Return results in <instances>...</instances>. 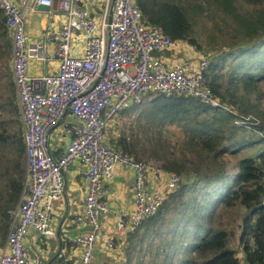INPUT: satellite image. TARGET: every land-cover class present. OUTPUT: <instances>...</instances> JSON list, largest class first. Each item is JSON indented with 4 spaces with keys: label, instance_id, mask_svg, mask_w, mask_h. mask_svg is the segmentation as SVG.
<instances>
[{
    "label": "built area",
    "instance_id": "2783aa9c",
    "mask_svg": "<svg viewBox=\"0 0 264 264\" xmlns=\"http://www.w3.org/2000/svg\"><path fill=\"white\" fill-rule=\"evenodd\" d=\"M57 10L65 17L58 32H46L41 41L30 43L27 13L46 11L50 20ZM0 11L11 38L9 62L26 164L18 202L8 211L0 264H45L31 254L27 235L30 229L55 235L51 211L64 200L65 174L75 162L85 190L82 210L73 218L81 231L72 241L80 249L79 264H96L94 252L103 216L111 213L110 183L118 164L131 171L132 207L115 213L113 232L104 238L111 253L120 247L116 239L125 240L153 216L182 182L178 172L135 160L108 144L107 125L120 110L154 96L191 97L205 106L223 107L204 75L211 58L144 21L135 0H105L99 24L83 0H0ZM51 40L57 42L54 71L48 70L51 56L44 54ZM33 58L41 65L39 75L30 73ZM55 127L65 141L57 155L50 144Z\"/></svg>",
    "mask_w": 264,
    "mask_h": 264
},
{
    "label": "trees",
    "instance_id": "16d2710c",
    "mask_svg": "<svg viewBox=\"0 0 264 264\" xmlns=\"http://www.w3.org/2000/svg\"><path fill=\"white\" fill-rule=\"evenodd\" d=\"M135 1L144 21L161 27L175 40L195 45L211 58L204 75L214 96L223 104L212 108L195 98L161 95L118 113L128 114L132 121L136 120L132 116L138 113L136 116L144 115L152 124L169 126L167 130L174 136L171 153L181 155V162L166 158V170L181 173L189 154L198 156L201 163L209 159L219 165L215 172L181 182L168 194L165 203L176 202L179 216L161 236L150 264H264V151L235 161L225 157H233L256 142L264 144V0ZM206 22L227 38L213 52L201 43L205 36L195 35V29L206 26ZM0 37L7 38L6 44L0 42V59L5 61L9 57L5 74L12 81L11 38L1 11ZM246 134L250 136L246 138ZM125 138L127 134L122 132L117 143L128 152L131 148ZM22 142L18 146L24 151ZM24 175L21 170L18 177L10 175L7 179L5 201L0 204L5 218L16 205ZM165 203L142 222L146 224L142 237L135 239L142 224L127 234L125 252L130 260L134 258L137 242L144 246V235L152 238L160 235L161 209ZM239 209L244 210L237 236L241 259L230 246L233 233L228 228L230 222H236Z\"/></svg>",
    "mask_w": 264,
    "mask_h": 264
},
{
    "label": "rangeland",
    "instance_id": "374dc122",
    "mask_svg": "<svg viewBox=\"0 0 264 264\" xmlns=\"http://www.w3.org/2000/svg\"><path fill=\"white\" fill-rule=\"evenodd\" d=\"M84 1V7H90L93 9L94 14L93 18L97 22V24L100 23V17L102 14V7L105 4V0H83ZM220 12H218L219 14ZM60 16V20L63 21L65 19L63 14L58 15ZM33 19H38L46 23L48 20V16L46 11H39L36 14L27 13V24L26 29L29 26L30 22ZM56 19V14L51 15L50 20L51 23H54ZM207 23V22H206ZM56 25L59 27V23H56ZM52 30V28H50ZM197 34L200 37H206L203 43L204 45L209 48L212 52L214 51V47L218 44H224V42L227 41V38H223L222 34L218 29H215L211 23H207L206 26H198L196 29ZM200 37H197L198 39ZM207 41V43H206ZM0 42L6 44L7 38L6 37H0ZM8 51V49H7ZM6 51V52H7ZM9 53V52H8ZM7 53V54H8ZM5 61L3 59H0V70L2 72L0 73V204H2L5 201L6 196V183L7 179L10 175L13 177H18L20 175V171L22 170L23 173H25V151L21 150L18 146V143L20 140H22V128L20 125V121L18 120V112L15 110L14 105V89L12 85V81L10 79V76L5 74V71L8 70V60L9 57H5ZM37 75V74H33ZM4 77V78H3ZM3 78V79H2ZM262 94H263V100H264V84H262ZM158 96H154L153 99L157 98ZM152 99V100H153ZM144 101H151L145 99ZM147 103V102H144ZM143 103V104H144ZM230 107V106H229ZM230 109L234 110L230 107ZM138 113L133 115L132 118L136 117L135 121L128 119V114L125 116L117 115V117L114 119L113 122H110L105 131V139L108 142V144L114 146L115 148H121L119 144L117 143V139H119L122 132H125L127 134L126 142L128 143V146L131 148L128 150V154L131 155L135 160H144L153 162L157 165H160L163 167V169L166 170L165 165L166 158L174 159L177 162H181L180 156L181 155H175L171 153L172 147L170 146L171 142L174 139L173 133L169 132L167 129H170L169 126H163L160 127L159 125H155L150 123L149 120H147L148 117L141 115L136 116ZM251 120H254L253 118H250ZM257 120V119H255ZM236 122V121H235ZM238 122V121H237ZM171 127V126H170ZM131 129V130H130ZM247 130H251L250 128H247ZM253 131V130H251ZM61 130L60 127H55L52 131L51 137H50V144L52 146V142L58 141L59 138H61ZM249 134H246L245 137H249ZM23 143V142H22ZM122 149V148H121ZM193 150V148H191ZM194 150H196L194 148ZM264 151V144L262 143H255L250 148H244L237 152V154L233 157L226 155L225 157L230 159L231 161H235L244 157V156H255L256 153H260ZM54 152V151H53ZM189 160L186 161L185 165L181 169V176H182V182H189L192 180H196L197 178H202L206 176L207 174H211L215 172L218 168L217 162H211L209 159L205 160V163H201L200 158L196 155L189 154ZM175 171V170H174ZM116 174L119 175V177L116 176ZM115 178L111 181V185L115 186L121 191V196H119L120 199H122L125 203H128V195L125 193L122 194V190L127 187L128 189V183L131 185V171L130 169L122 164H118L116 166L115 171ZM23 177V174H22ZM77 189L79 192L82 190H85V184H76ZM71 180L69 176H66V186L67 190L66 193L68 194V197H71ZM21 192V191H20ZM20 195V194H19ZM18 199L16 200V204L18 202ZM132 201V198L130 199ZM70 202L72 200H69ZM167 204L165 207H163L161 218H163L159 222V233L160 235L152 238L151 235H144L145 244L142 246V243L140 244L137 242V250L133 253L134 258L131 260L127 257V253L125 252V247L127 243L125 244L123 250H122V258L120 260H113L111 264H150L151 263V255L155 252V249L157 245L161 242V236L164 234V232L168 231L173 223L176 221L177 217L179 216V207L178 204L175 202H166ZM66 207L65 205V198L64 201L59 203H54V207L51 211V228L55 229V222L57 221L58 217H60L61 213H63L62 209ZM9 211V210H8ZM244 212L243 209H239V215L237 217L236 222H230V226L228 227L230 231L233 233L231 237V244L230 246L237 251V257L241 259L242 255L239 253L240 246L238 244V235L240 232L239 225L241 222L240 216ZM8 214V212H7ZM8 222L9 217L5 218L1 214L0 211V243H2L5 239L7 230H8ZM73 222V220H72ZM69 226L66 228V231L69 234L75 235L74 228L76 226L71 225L69 220ZM146 227V224H142L138 231L135 234V239L138 240L139 237L143 236V229ZM77 228V227H76ZM78 230V228H77ZM105 237L104 231H101V239L97 241V248L100 251V258H103L104 254L106 253L104 250V242L103 239ZM55 238L54 236H42L38 232H36L33 229H30L27 235V239L29 241L36 239H40L41 241H44V243L49 244L51 241ZM41 243V242H40ZM39 246V245H38ZM48 247V245H47ZM79 251L78 247L74 248V252L77 254ZM31 254H35V251H32ZM40 254V253H39ZM42 255V253H41ZM44 260L47 258L42 255Z\"/></svg>",
    "mask_w": 264,
    "mask_h": 264
},
{
    "label": "crops",
    "instance_id": "0c3cea01",
    "mask_svg": "<svg viewBox=\"0 0 264 264\" xmlns=\"http://www.w3.org/2000/svg\"><path fill=\"white\" fill-rule=\"evenodd\" d=\"M55 14H56V19L54 23H51L49 19L46 21V23L38 19H33L30 22L29 26L26 29L27 34L29 36L30 43H36V42L41 41L46 32H50V33L58 32L59 27L56 25V23H59V26H60V16L58 15L62 13H60V11L57 10ZM50 28H52V30H50ZM46 43L47 45H46L44 54L46 56H51L52 58V60L50 61L48 65V70L54 71L57 67V60L54 54L57 48V42L51 40V41H47ZM30 73L37 74V75L42 73L40 63L34 58L30 60ZM13 89H14V105L13 106L16 108L18 112L17 104H16L15 88L13 87ZM18 120H19V117H18ZM59 140L52 142L53 151H54L52 152L55 155H57L58 153L62 151L63 144H65L64 140H62L61 138H59ZM66 176H69L71 183H72L71 185L72 195L71 197H68V194L66 193V190H67V186H66L65 196H64L66 207L64 208V210L62 209L63 213H61L57 221H54L55 227H56L55 228L56 232L54 235L55 238H53L50 245L47 243L45 244L44 241H41L40 239H36V241L34 240L29 241L27 239V243L29 245L30 251L31 252L35 251V254L33 255L40 257V259L45 264H79L80 249L77 252V254L74 252V248L77 246L72 240L76 235L80 233L81 230L80 229L77 230V228L75 227L74 228V230H76L75 235L69 234L66 231V228L70 227L69 220H70L71 225L74 226L72 222L74 215L81 212L82 210V195L84 193V190L83 191L81 190L79 192L78 190H76L77 185L74 184L75 182L76 184H79V185H81L82 183L84 184V180L82 178V175L80 174L79 163L75 162L74 165L70 166L68 172L65 174V185H66ZM116 176L119 177L118 174H116ZM123 193L128 195V203H125L122 199L119 198V196H121V191L115 186L111 185V195L109 197L111 213L103 216V223H102V230L104 231L105 236L112 234L113 232L112 228L116 222L115 213L121 212V211H128V209L132 207V201L130 200L131 199V188H130L129 183H128V189L127 187H125L122 190V194ZM69 200H72V201L70 202ZM127 237L128 235H126L125 240H123L122 237H118L116 239V242L120 243V247L117 251L113 253L105 249V241L103 239L104 250L106 253L104 254L103 258H100V251L96 247L95 250H97V252H94L95 263L96 264H111L113 260H120L122 258V250L127 242ZM41 253L42 255H44L45 258H47L46 260H44Z\"/></svg>",
    "mask_w": 264,
    "mask_h": 264
},
{
    "label": "water",
    "instance_id": "95a60500",
    "mask_svg": "<svg viewBox=\"0 0 264 264\" xmlns=\"http://www.w3.org/2000/svg\"><path fill=\"white\" fill-rule=\"evenodd\" d=\"M39 9H41V10H47V7H45V6H40L39 7ZM109 19H110V17H109ZM263 205L261 204L259 207H262ZM258 207V208H259ZM95 252H97V250H95Z\"/></svg>",
    "mask_w": 264,
    "mask_h": 264
},
{
    "label": "bare ground",
    "instance_id": "6f19581e",
    "mask_svg": "<svg viewBox=\"0 0 264 264\" xmlns=\"http://www.w3.org/2000/svg\"><path fill=\"white\" fill-rule=\"evenodd\" d=\"M159 209V208H158Z\"/></svg>",
    "mask_w": 264,
    "mask_h": 264
}]
</instances>
